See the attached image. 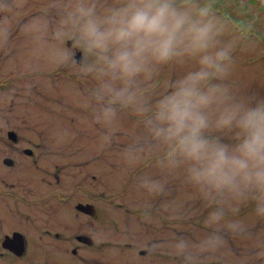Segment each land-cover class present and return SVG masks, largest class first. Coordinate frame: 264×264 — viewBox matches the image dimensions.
Returning <instances> with one entry per match:
<instances>
[{
	"label": "clouds",
	"instance_id": "9594fccd",
	"mask_svg": "<svg viewBox=\"0 0 264 264\" xmlns=\"http://www.w3.org/2000/svg\"><path fill=\"white\" fill-rule=\"evenodd\" d=\"M58 16L54 31L39 22L38 53L53 67L83 59L98 81L96 122L111 127L132 108L143 128L135 147L160 158L162 174L136 175V188L157 198L179 176L208 203L199 239L177 232L175 253L194 260L250 230L251 217L234 209L264 191V94L237 84V48L252 25L218 0H71ZM69 37L81 55L65 47ZM168 67L179 71L161 81ZM153 80L147 97L134 91Z\"/></svg>",
	"mask_w": 264,
	"mask_h": 264
},
{
	"label": "flooded vegetation",
	"instance_id": "af4514ba",
	"mask_svg": "<svg viewBox=\"0 0 264 264\" xmlns=\"http://www.w3.org/2000/svg\"><path fill=\"white\" fill-rule=\"evenodd\" d=\"M18 12L16 9L15 15L8 16L0 8V263L133 264V260L125 258L131 253L135 264H149L150 258L158 252L151 251L146 243L128 244L121 238L115 240L118 235L114 233L113 226L120 223V219L112 216L107 209L104 213L103 202L106 201L123 218H127L126 221L131 219L135 224L143 227L147 225L146 220H149L148 215L153 207L146 203L144 194L141 192L142 197H134L137 201L134 203H138L134 208L124 199L131 194L129 187L134 188L132 185L136 175L146 171L152 161L160 160L159 156L149 159L145 165L132 167L117 193L105 200L102 196V173L99 170L90 172L86 167H76L81 164L71 167L69 163H53L49 166L44 163L47 154L53 155L54 144L49 140L57 138L53 134H62L58 130L67 131L69 122L60 118L64 114L62 107H66L65 103L62 105L53 100L42 102L32 98L36 97L33 89L38 90L37 77L48 81L54 77H64L71 81L70 84H77L84 91L89 104L86 107L75 105L76 114L67 112L65 118L75 120L78 110H81L80 113H88L87 120L95 125L98 123L94 119L91 94L96 85L88 81L96 80L92 78L94 73L81 70L85 68L83 59L55 67L48 61H36L35 64L32 62L35 68L25 67L27 63L24 56L17 50L23 26ZM19 32L20 35H17ZM10 43H14L15 48L18 45V48L10 46ZM66 46L72 50L73 56L81 55L73 39H66ZM86 72L90 75L88 80ZM32 77L36 79L26 94L21 84ZM51 102L56 103L52 105ZM128 120L133 125L141 124L139 116L134 114ZM55 127L58 132L53 131ZM97 133L101 134L100 131ZM40 142L48 147H41ZM97 155L94 160L98 159ZM114 175L113 179L119 182L120 177ZM121 209L125 211L126 217ZM152 212L157 215L155 210ZM120 225L117 231L130 230ZM123 225L126 226V222ZM143 227L140 228L145 230ZM104 234L113 237H98ZM108 250L109 258H106L102 252L106 255ZM90 252L94 253L90 255ZM113 254L118 255V258ZM221 264H226V261Z\"/></svg>",
	"mask_w": 264,
	"mask_h": 264
},
{
	"label": "rangeland",
	"instance_id": "374dc122",
	"mask_svg": "<svg viewBox=\"0 0 264 264\" xmlns=\"http://www.w3.org/2000/svg\"><path fill=\"white\" fill-rule=\"evenodd\" d=\"M260 1L264 3V0ZM70 2L71 0H0L1 10L5 11L3 9L5 4L10 6L5 11L8 16L15 15V10H19L18 13L21 16L23 26L20 38L21 43L17 50L22 52L24 56V60L27 63L25 67L35 68L36 66L32 65V62L35 64L36 61L37 63H47L42 55L38 53L37 36L39 35V22L41 20H44L45 23L50 21L51 29L54 31L59 22V10ZM105 2L106 0H96V3L101 6ZM8 26L10 27V25ZM12 34H14V30ZM254 34H248L243 37L237 48V63L239 65L237 84L246 90L264 94V39H259ZM17 35H20V32ZM67 39L71 40L72 38L69 37ZM13 45L14 43H10V46L15 48ZM65 47H67L66 41ZM16 48H18V45ZM81 70L89 71L86 67ZM178 71L179 69L175 67L161 69L160 80L163 81L175 75ZM37 78H39L38 90L35 91L33 89L36 97L32 96V98L42 102L53 100L61 102L62 105L65 103L66 107H62L64 114L60 118L65 122H69L67 131L58 130L62 133L61 137L56 133L53 136L56 135L57 138L49 140L51 144H54V147L53 155L47 154L45 156L44 163L46 165L69 163L72 165L71 167H75L73 166L74 164H81L76 167H86V170L90 172L99 170L102 173V196L103 200H105L107 199L106 197L114 196L117 193L121 188V182L126 178L128 171L132 167H137L139 164L145 165L149 162V159L152 160L158 157L147 146L142 148L135 147L141 139L143 128L141 124L133 125L129 123L128 117L133 114L138 116L132 108H124L119 121L111 127L90 123L87 120L89 117L88 113H80L81 110H78L79 114H77L75 120H66L65 117L67 116L65 115L67 112L71 115L76 114L75 105L81 104L85 106L89 104L87 98L84 97L86 96L84 91L79 89L77 84L76 86L70 84L71 81L65 80L64 77H54L52 81L43 80L40 77ZM92 78L96 82L93 79L88 82L97 86L96 75L93 74ZM34 79L33 77L27 78L22 82L21 88L24 93L30 92L32 88L30 85L35 81ZM86 79H90L89 72H86ZM156 86L155 80L151 82L142 81L134 91L147 97ZM24 99L29 98L24 97ZM54 103L56 102H51L52 105ZM69 108H71L70 111ZM91 125L95 126L91 127ZM54 129V132H58L56 127ZM98 131L101 132L100 135H98ZM43 135L47 136L46 134ZM39 144L41 147H48L44 142ZM93 154L95 155L92 156ZM96 154H98V159L94 160ZM147 167L146 171L139 174L161 175L163 172L160 160L152 161ZM114 174L120 177V181L117 183L113 179ZM132 186L134 188L129 187L131 194L124 200L131 203L134 208L138 206V203H134L137 202L134 197H142V193L136 188L135 179ZM145 198L146 203L151 204L153 207V210H151L157 212V215L152 211L148 215L149 220H146L148 221V227L147 225L143 227L140 224H135L131 219L126 221L127 218H123L106 201L103 202V207L104 213L105 209H107V212L109 211L112 216L120 219L121 225L120 223H115L113 226L114 233L118 235L114 238L115 240L121 238L122 241L128 244L136 242L146 243L151 251L158 252L155 257L152 256L150 258L149 264H221L224 261H226V264H264V191L253 193L249 199L235 206L234 211L236 213L241 216L251 217L253 223L250 230L237 236L226 237L225 243L218 250L215 252L197 253L194 260L189 259L187 256L177 255L170 245L175 234L180 231L189 232L193 239H199L203 228L200 219L205 214L208 203L195 190L184 185L179 176L169 177V192L166 195L157 198L145 196ZM142 201L143 199L140 200V202ZM121 211L123 216L126 217L125 211L122 209ZM123 220L126 222V226L123 225L125 223ZM195 220L197 221L195 222ZM118 224L122 228L130 229L131 233L129 232L130 230L127 232L117 231ZM98 237L111 239L113 236L104 234ZM108 252L110 253L108 250L106 255L102 252V255L109 258ZM113 256L118 258L116 254H113ZM125 258L133 260L132 263L135 264V258L131 253H128ZM36 264H46V262H38Z\"/></svg>",
	"mask_w": 264,
	"mask_h": 264
},
{
	"label": "trees",
	"instance_id": "16d2710c",
	"mask_svg": "<svg viewBox=\"0 0 264 264\" xmlns=\"http://www.w3.org/2000/svg\"><path fill=\"white\" fill-rule=\"evenodd\" d=\"M220 10L242 19L252 25V31L264 39V3L260 0H218Z\"/></svg>",
	"mask_w": 264,
	"mask_h": 264
}]
</instances>
